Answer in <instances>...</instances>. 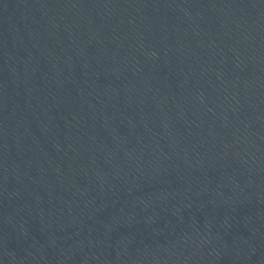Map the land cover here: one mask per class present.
I'll list each match as a JSON object with an SVG mask.
<instances>
[{
  "label": "water",
  "instance_id": "obj_1",
  "mask_svg": "<svg viewBox=\"0 0 264 264\" xmlns=\"http://www.w3.org/2000/svg\"><path fill=\"white\" fill-rule=\"evenodd\" d=\"M264 176V0H0V258Z\"/></svg>",
  "mask_w": 264,
  "mask_h": 264
}]
</instances>
